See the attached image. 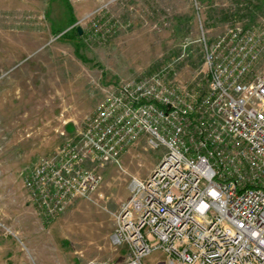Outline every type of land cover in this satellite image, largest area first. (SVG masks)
I'll use <instances>...</instances> for the list:
<instances>
[{
    "label": "rangeland",
    "instance_id": "374dc122",
    "mask_svg": "<svg viewBox=\"0 0 264 264\" xmlns=\"http://www.w3.org/2000/svg\"><path fill=\"white\" fill-rule=\"evenodd\" d=\"M236 23L264 39V0H0V264L126 261L111 236L130 180L145 179L163 147L142 136L117 159L81 157L101 182L52 215L29 177L78 145L97 103L127 80L171 65L172 82L202 87V41ZM263 69L264 43L249 78Z\"/></svg>",
    "mask_w": 264,
    "mask_h": 264
},
{
    "label": "built area",
    "instance_id": "2783aa9c",
    "mask_svg": "<svg viewBox=\"0 0 264 264\" xmlns=\"http://www.w3.org/2000/svg\"><path fill=\"white\" fill-rule=\"evenodd\" d=\"M263 43L236 23L202 41V87L172 82L168 65L106 93L79 144L41 159L26 180L42 187L47 214L99 186L81 157L114 160L144 136L165 151L145 179L130 180L111 236L128 249L122 264L155 252L156 264H264V69L249 78Z\"/></svg>",
    "mask_w": 264,
    "mask_h": 264
},
{
    "label": "water",
    "instance_id": "95a60500",
    "mask_svg": "<svg viewBox=\"0 0 264 264\" xmlns=\"http://www.w3.org/2000/svg\"><path fill=\"white\" fill-rule=\"evenodd\" d=\"M78 32L80 33L79 29H78Z\"/></svg>",
    "mask_w": 264,
    "mask_h": 264
}]
</instances>
